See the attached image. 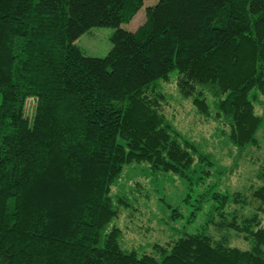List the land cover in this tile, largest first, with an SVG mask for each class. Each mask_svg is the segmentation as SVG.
<instances>
[{
  "label": "trees",
  "instance_id": "1",
  "mask_svg": "<svg viewBox=\"0 0 264 264\" xmlns=\"http://www.w3.org/2000/svg\"><path fill=\"white\" fill-rule=\"evenodd\" d=\"M144 5L0 0V264H264V166L248 197L199 192L218 171L198 169L209 155L148 95L176 76L199 114L211 118L212 101L238 149L258 145L264 0H160L138 29L122 28ZM104 27L115 29L111 51L86 55L77 42ZM134 163L181 176L188 224L204 215L203 226L154 254L123 249L111 187ZM255 200L261 208L246 213ZM231 233L250 249L232 247Z\"/></svg>",
  "mask_w": 264,
  "mask_h": 264
},
{
  "label": "rangeland",
  "instance_id": "2",
  "mask_svg": "<svg viewBox=\"0 0 264 264\" xmlns=\"http://www.w3.org/2000/svg\"><path fill=\"white\" fill-rule=\"evenodd\" d=\"M159 1L144 0V7L130 24L123 25L122 28L129 31L138 29L146 21L147 9L154 7ZM114 32L115 29L111 27L94 28L82 36L77 44L86 55L102 58L112 49L111 37ZM155 88L148 95L159 102L160 112L177 130L195 142L204 154L209 155L210 163L206 162L207 166L203 161L199 160L200 164L196 161V165L200 167L198 169L205 171L207 167L214 166L213 168L218 171L208 177L198 191L204 192L207 187L216 185L222 193L247 192V197L250 196L253 186L261 184L258 175L264 166V121L257 134L258 145L241 150L230 139V126L224 119L222 121L215 119L212 101L210 104L214 114L211 118H206L196 110L192 99H185L180 95L176 76L169 82L158 83ZM35 109V99H29L26 104V116L29 119L34 116ZM263 109L264 105L256 107L260 116L264 115ZM186 185L185 180L174 173L151 171L145 164L134 163L125 166L122 175L111 187V197L117 209V216L110 226L111 229L121 230L123 249L153 253L155 244L166 245L176 239L181 232L194 233L203 226L206 220L204 215L188 224L193 207L182 202L189 191ZM260 204L259 201H253L246 213L258 210L261 208ZM171 205L178 207L183 215L178 222L171 219L172 209L168 207ZM262 219L264 226V215ZM213 234L217 239L221 237L214 230ZM230 235L232 247L250 249L249 243L242 237L235 233Z\"/></svg>",
  "mask_w": 264,
  "mask_h": 264
}]
</instances>
